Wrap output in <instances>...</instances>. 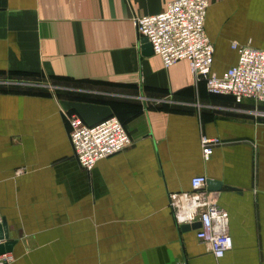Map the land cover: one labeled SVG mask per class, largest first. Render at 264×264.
Wrapping results in <instances>:
<instances>
[{"label":"crops","instance_id":"0c3cea01","mask_svg":"<svg viewBox=\"0 0 264 264\" xmlns=\"http://www.w3.org/2000/svg\"><path fill=\"white\" fill-rule=\"evenodd\" d=\"M170 1L0 0L7 264H264V105L209 94L186 61L165 68L145 47L134 17ZM204 30L221 76L237 61L231 43L264 51V0H209ZM71 116L89 127L114 117L131 144L86 171ZM202 135L219 141L208 161ZM194 176L228 214L220 259L169 206Z\"/></svg>","mask_w":264,"mask_h":264},{"label":"built area","instance_id":"2783aa9c","mask_svg":"<svg viewBox=\"0 0 264 264\" xmlns=\"http://www.w3.org/2000/svg\"><path fill=\"white\" fill-rule=\"evenodd\" d=\"M127 2L131 5V0ZM208 6L209 0H171L159 14L135 16L134 27L165 68L186 61L194 82H204L209 94L231 96L237 104L248 99L264 105V51L233 42L231 49L237 53L236 63L221 76L212 73L214 49L204 30ZM68 122L75 158L86 171L131 144L123 125L114 117L92 127L84 125L76 116L69 117ZM217 144V139L201 136L204 161L209 160ZM205 184V177L194 176L189 192L169 195V206L177 224L199 223L195 231L197 240L208 246L214 258L220 259L231 247L229 219L215 197L207 192ZM11 261L10 255L0 256V264Z\"/></svg>","mask_w":264,"mask_h":264},{"label":"water","instance_id":"95a60500","mask_svg":"<svg viewBox=\"0 0 264 264\" xmlns=\"http://www.w3.org/2000/svg\"><path fill=\"white\" fill-rule=\"evenodd\" d=\"M142 42L145 44V47L149 46V44L146 42L145 39H143ZM207 184H209V183L207 182ZM198 227H199V223L193 224L191 226L182 225L181 226V230H182V232H188L190 230L197 229ZM3 239H7V229H6V225L4 223H1L0 224V241L3 240ZM11 245H12V242H8V243L4 244V246L7 247V248H9Z\"/></svg>","mask_w":264,"mask_h":264},{"label":"clouds","instance_id":"9594fccd","mask_svg":"<svg viewBox=\"0 0 264 264\" xmlns=\"http://www.w3.org/2000/svg\"><path fill=\"white\" fill-rule=\"evenodd\" d=\"M217 255H220V253H217Z\"/></svg>","mask_w":264,"mask_h":264}]
</instances>
